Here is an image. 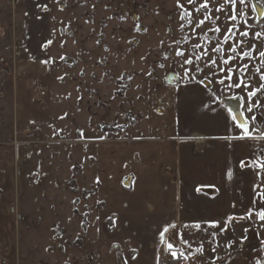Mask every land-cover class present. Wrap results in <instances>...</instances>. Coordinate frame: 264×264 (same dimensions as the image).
<instances>
[{
	"label": "rangeland",
	"instance_id": "1",
	"mask_svg": "<svg viewBox=\"0 0 264 264\" xmlns=\"http://www.w3.org/2000/svg\"><path fill=\"white\" fill-rule=\"evenodd\" d=\"M203 2L179 0L181 9L177 0H0V264H96V244L88 240L93 234L86 233L89 214H96L88 196L97 182L93 138L149 135L151 126H167L166 96L182 83L199 81L242 98L250 129L258 133L254 165L264 181V42L262 34L256 37L262 27L248 3L237 0V19L229 21L232 5L208 0L213 19L197 28L205 13L194 9ZM184 10L190 17L181 18ZM233 24L236 35L224 43ZM217 26L220 31H213ZM243 31L253 46L251 59L225 65ZM218 42L222 51L213 52ZM248 51L247 44L237 49ZM188 58L193 64H184ZM210 60L215 68L207 66ZM228 75L231 80L219 83ZM241 79L248 87L227 86ZM24 82L44 95L32 101L49 113V124L23 120L18 88ZM258 223L223 229L214 239L212 231L190 232L205 235L208 250L190 240L175 247L184 264H220L228 256L230 263L237 252L264 264V227ZM192 246L202 247L190 254Z\"/></svg>",
	"mask_w": 264,
	"mask_h": 264
},
{
	"label": "crops",
	"instance_id": "2",
	"mask_svg": "<svg viewBox=\"0 0 264 264\" xmlns=\"http://www.w3.org/2000/svg\"><path fill=\"white\" fill-rule=\"evenodd\" d=\"M254 3L264 23V0ZM178 88L166 96L167 126H151L149 135L93 138L97 182L88 196L96 214H89L86 233L93 234L88 240L96 244V264H160V251L169 245L175 251L176 243L198 241L208 250L206 236L193 230L212 231L214 239L222 229L264 222L256 215L264 212L256 140L233 119L223 103L229 97L199 81ZM31 89L27 82L18 88L23 120L49 124V113L32 101L44 95ZM249 213L250 219H241ZM201 247H190V254ZM235 257L220 264H251L245 252Z\"/></svg>",
	"mask_w": 264,
	"mask_h": 264
},
{
	"label": "snow or ice",
	"instance_id": "3",
	"mask_svg": "<svg viewBox=\"0 0 264 264\" xmlns=\"http://www.w3.org/2000/svg\"><path fill=\"white\" fill-rule=\"evenodd\" d=\"M236 2L237 0H225V3L226 4H231L232 5V11H233V15L230 16V17H227V20L229 21H235L237 19V16L235 15V5H236ZM246 2V0H239V3L241 4H244ZM194 3V0H189V4H193ZM177 4H178V7L183 9V5H181L179 3V0H177ZM195 11L197 12H203L205 13L204 15V19L200 20L198 23H197V28H199L200 26H202L205 21H208V20H212L213 17L211 16L210 14V7H209V2L208 0H204V2L197 8L194 9ZM217 12H222L223 11V6H220V7H217L216 9ZM191 13L188 12L187 10H184L182 11L181 13V18L184 19L186 16H189L190 17ZM216 19L218 20L219 17H216ZM189 23H191V20H189ZM236 27L235 24H233L229 29H228V32L225 33V36H224V43H228L230 40H233L234 36L236 35L235 32L233 31V29ZM195 31V30H194ZM213 31L215 32H219L220 31V28L219 26H217ZM249 35L248 31H243V32H240L239 33V37L240 39L236 40L233 44H232V47L229 49V51L235 55L233 56H230L227 60H223L222 62L227 65L229 63V60H233V59H236L237 57H239L240 59H244V58H248V59H251V56H250V52L252 51V44L248 43L247 41H245L243 39V37H247ZM261 36V33H256V37H260ZM247 44V47L249 48V51L248 52H241V53H237V49L243 45ZM196 48H200L201 46L200 45H196L195 46ZM213 52H221L222 51V48L220 47L219 45V42L217 44V46L212 49ZM177 55L180 56V55H184L183 52L181 51H177ZM201 55H206V50L200 54H198L196 56V59L199 60L201 58ZM259 56L264 59V51H261L259 52ZM184 64H188V65H191L193 64V60L191 58H188L184 61ZM209 67L211 68H215L216 67V61L215 60H210L208 62V65ZM197 71H202V69H200L199 67H197ZM221 72H224L225 69H220ZM226 71L228 73H232L233 69L231 67L227 68ZM241 71L242 72H247L248 71V66L245 64V65H242L241 66ZM255 71L259 72L260 70L259 69H256ZM185 73L187 74L188 73V69H185ZM231 75H228L226 76L224 79H221L219 81V83L223 84L225 79L227 80H231ZM261 80H264V74L261 75ZM228 87H237V88H241V87H248V84H247V81L245 79H241V81L237 84H229L227 85ZM261 88H264V85L261 86ZM261 89H257L255 91H252V92H249L248 93V96H249V99H251L253 96L257 95L258 92H260ZM231 111V110H229ZM249 111H251V109H249ZM233 119H235V117H233ZM258 215V218L260 221H264V212H258L257 213ZM251 218V214L249 213L248 215H246L245 217H242L241 219H250ZM213 226L215 227V222L213 223ZM261 227H264V223H262L260 225ZM223 231V229H222ZM245 231H247V229H245ZM172 245H169V248H171ZM199 251V249H198ZM213 251H215V249H213ZM172 256L173 257H176V253H172Z\"/></svg>",
	"mask_w": 264,
	"mask_h": 264
},
{
	"label": "built area",
	"instance_id": "4",
	"mask_svg": "<svg viewBox=\"0 0 264 264\" xmlns=\"http://www.w3.org/2000/svg\"><path fill=\"white\" fill-rule=\"evenodd\" d=\"M247 2L251 3L250 0H247ZM263 26V21H259L256 24V27ZM176 253V257L172 256V253ZM180 255L177 251H172L167 248H163L160 251V264H179Z\"/></svg>",
	"mask_w": 264,
	"mask_h": 264
},
{
	"label": "water",
	"instance_id": "5",
	"mask_svg": "<svg viewBox=\"0 0 264 264\" xmlns=\"http://www.w3.org/2000/svg\"><path fill=\"white\" fill-rule=\"evenodd\" d=\"M255 10H256V12H258V7L256 5H255ZM171 78H173V75L167 81L169 84L173 83L172 80H170ZM174 78H176V77H174ZM231 106H232V111H233V114H234V117H235V121L237 122V124L240 127L244 128L246 130L247 123H246V121L244 119V116H243V113H242V110H241V103L238 101V99H235L232 102Z\"/></svg>",
	"mask_w": 264,
	"mask_h": 264
},
{
	"label": "flooded vegetation",
	"instance_id": "6",
	"mask_svg": "<svg viewBox=\"0 0 264 264\" xmlns=\"http://www.w3.org/2000/svg\"><path fill=\"white\" fill-rule=\"evenodd\" d=\"M251 1V3H249V2H247V0H246V3H248L250 6H251V11H252V18H253V21H254V23H258L259 21H263L262 19H259V13L258 12H256V10H255V5H256V3H254V0H250ZM256 1H260V0H256ZM257 6V5H256ZM263 25H264V23H263ZM257 28H259V27H257ZM235 100V99H234ZM234 100H230L229 98L226 100V102H227V104H228V106L230 105H232L231 103L234 101ZM239 102H240V99L238 100ZM231 108H232V106H231Z\"/></svg>",
	"mask_w": 264,
	"mask_h": 264
},
{
	"label": "trees",
	"instance_id": "7",
	"mask_svg": "<svg viewBox=\"0 0 264 264\" xmlns=\"http://www.w3.org/2000/svg\"><path fill=\"white\" fill-rule=\"evenodd\" d=\"M103 129H109V130H114V131H116V132H121V130H122V128H120V127H118V128H116V127H104Z\"/></svg>",
	"mask_w": 264,
	"mask_h": 264
},
{
	"label": "bare ground",
	"instance_id": "8",
	"mask_svg": "<svg viewBox=\"0 0 264 264\" xmlns=\"http://www.w3.org/2000/svg\"><path fill=\"white\" fill-rule=\"evenodd\" d=\"M38 77V76H37ZM232 104V103H231Z\"/></svg>",
	"mask_w": 264,
	"mask_h": 264
}]
</instances>
